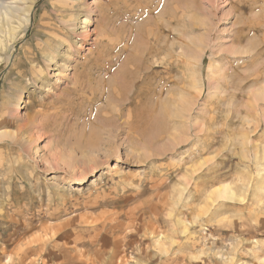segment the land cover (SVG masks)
Listing matches in <instances>:
<instances>
[{
	"label": "rangeland",
	"instance_id": "rangeland-1",
	"mask_svg": "<svg viewBox=\"0 0 264 264\" xmlns=\"http://www.w3.org/2000/svg\"><path fill=\"white\" fill-rule=\"evenodd\" d=\"M33 9L10 40L19 20L0 16V264H264V0ZM168 74L160 135L129 141L125 125L109 147L124 118L102 112Z\"/></svg>",
	"mask_w": 264,
	"mask_h": 264
},
{
	"label": "bare ground",
	"instance_id": "bare-ground-1",
	"mask_svg": "<svg viewBox=\"0 0 264 264\" xmlns=\"http://www.w3.org/2000/svg\"><path fill=\"white\" fill-rule=\"evenodd\" d=\"M62 1V0H61ZM35 2H36V0H27L25 3V6H23V7H20V6H17V5H12L13 3H17L16 1H9V3H4V2H2L1 0H0V16L2 15V20H4V22H3V24H7V22H9V20H10V18H14V17H16L19 21L17 22L19 25L18 26H14V25H10V27L8 28V31H7V34H4V35H7V39H9L10 40V38H14L15 36H16V33L20 30V29H24V28H26V25L27 24H29L30 23V21L32 20L31 19V13L33 12V7H34V4H35ZM57 4V3H56ZM59 6V5H58ZM57 15V14H56ZM164 15V14H163ZM179 15V14H178ZM74 16V15H73ZM68 17V16H67ZM4 18V19H3ZM15 18V19H16ZM51 18V17H50ZM60 18V17H59ZM69 19H71V18H69ZM73 19V18H72ZM71 19V20H72ZM13 20V19H12ZM48 20V19H47ZM66 20V19H65ZM45 22H47V21H45ZM85 22H88V18H84L83 19V23H85ZM41 24V23H40ZM48 24V23H47ZM9 25V24H8ZM56 25V24H55ZM86 25V24H85ZM64 26V25H63ZM70 26V25H69ZM59 27H60V25H59ZM86 27V26H85ZM158 27V26H157ZM54 28V27H53ZM70 28V27H69ZM3 29H5V28H3ZM19 29V30H18ZM44 29V28H43ZM2 30V29H1ZM60 30H62V29H60ZM63 30H66V29H63ZM50 31V30H49ZM138 31V30H137ZM23 32V31H22ZM65 32V31H64ZM6 33V32H5ZM20 33V32H19ZM56 33V32H55ZM24 33H22V35H23ZM51 35V34H50ZM5 39V38H4ZM59 39V38H58ZM159 40V39H158ZM38 42V41H37ZM55 42V41H54ZM62 42H63V40H62ZM192 42V41H191ZM10 43V42H9ZM56 43V42H55ZM54 43V44H55ZM156 43V42H155ZM153 46V45H152ZM183 48H184V43H183ZM156 47V46H155ZM188 48V47H187ZM146 49H148V48H146ZM156 49V48H155ZM159 49V48H158ZM149 50V49H148ZM161 51V50H160ZM145 52V51H144ZM149 52V51H148ZM151 52V51H150ZM146 53V52H145ZM183 53V52H182ZM142 54H144V53H142ZM155 54V53H154ZM160 54V53H159ZM185 53H183V55H184ZM188 54V53H187ZM149 55V54H148ZM157 55V54H156ZM189 55V54H188ZM26 56V55H25ZM141 56V55H140ZM150 56V55H149ZM151 56H153V55H151ZM144 57V56H143ZM166 57V56H165ZM164 57V59H167V58H165ZM184 57H186V56H184ZM183 57V58H184ZM137 58H139V57H137ZM145 58V57H144ZM170 58V57H169ZM189 58H191V57H189ZM188 58V56H187V59H189ZM130 59V58H129ZM133 59V58H132ZM146 59H148V58H146ZM138 60V59H137ZM140 60H142V59H140ZM172 60H175V59H173L172 58ZM135 61V60H134ZM134 61H132V62H134ZM144 61V60H143ZM159 61V60H158ZM162 61V60H161ZM182 61H183V59H182ZM192 61V60H191ZM33 62V61H32ZM129 62H130V60H129ZM137 62V61H136ZM139 62V61H138ZM147 62V61H146ZM163 62V61H162ZM171 62V61H170ZM160 63V62H159ZM168 63H169V60H168ZM172 64H173V62H171ZM181 63V62H180ZM33 64V63H32ZM35 64V63H34ZM129 64V63H128ZM149 64V63H148ZM170 64V63H169ZM168 64V65H169ZM175 64V66H177L176 65V63H174ZM185 64V63H184ZM16 65V64H15ZM19 65V64H18ZM135 65V64H134ZM144 65V64H143ZM160 65V64H159ZM181 65V64H180ZM146 66V65H145ZM144 66V67H145ZM33 67V66H32ZM128 67H129V65H128ZM131 67V66H130ZM143 67V66H142ZM180 67H182V66H180ZM184 67V66H183ZM34 68V67H33ZM140 68V67H139ZM162 68H164L165 70H166V72H168V73H170L171 71H170V68H171V65L170 66H168V67H166V65H163L162 66ZM161 68V69H162ZM179 68V67H178ZM24 69V68H23ZM131 70L133 69V68H130ZM142 69V68H141ZM151 70H153L154 69V67H151L150 68ZM173 69H175V68H173ZM13 70V69H12ZM16 70V69H15ZM14 70V71H15ZM19 70V69H18ZM129 71V72H132V71ZM159 69H157V71H158ZM176 70V69H175ZM35 71V70H34ZM139 71V70H138ZM142 71V70H141ZM146 71H147V69H146ZM154 71V70H153ZM16 72V71H15ZM128 72V73H129ZM149 72V71H148ZM152 72V71H151ZM181 72V71H180ZM33 73V72H32ZM126 73V72H125ZM135 73H136V69H135ZM150 73V72H149ZM148 73V74H149ZM155 73V72H154ZM153 73V74H154ZM157 73V72H156ZM158 73H160V72H158ZM165 73V72H164ZM164 73H162L163 75H164ZM173 73V72H172ZM19 74H20V72H19ZM134 74V73H133ZM132 74V75H133ZM139 74H144L143 72L142 73H139ZM145 74H147L146 72H145ZM175 74V73H174ZM31 75H33V74H31ZM131 75V76H132ZM150 75H151V73H150ZM162 75V76H163ZM169 75V74H168ZM167 75V76H168ZM173 75V74H172ZM83 76V75H82ZM87 76V75H86ZM129 76V75H128ZM140 76V75H139ZM138 76V77H139ZM153 76V75H152ZM151 76V77H152ZM171 75H169L168 77H165V78H159L158 76H156L155 75V77L153 76V78H152V81L151 82H147V80H146V82L144 83L143 81H141V80H136V81H134V83H133V92H132V94L130 95V101H133V103L135 104V101H138L139 99H140V97L142 98V97H146V98H143V99H145V102L144 103H142V101L140 102V104L137 106V105H135V106H137V107H132V105H122L121 103L120 104H116V105H113L112 107H113V109H110V110H108V111H103L102 112V114L103 115H109V116H117V117H122V118H124V123H123V121L122 122H119L117 125H116V127H115V129H113V130H111V132H107L108 133V135H111V136H109V137H107V142L109 141L110 143L109 144H107V145H109V147H113L112 146V142H113V140L112 139H114L113 137H116V136H118V135H121V134H123L124 132H125V130H124V127H125V125H126V127H127V134H126V139L127 140H129V138H130V136L132 137L133 136V138L134 139H136L135 141H137V140H140V143H142V144H145V143H147V141L148 140H152L153 138H156L158 135H160V132L159 133H152L153 132V129H151V126H154V125H158V124H161V123H163V120L166 118V117H168V116H170V115H175L176 114V110L174 109V107H173V97H174V94H173V88L171 89V88H169V87H167L166 85H167V83H169V82H171V80H170V77ZM174 76V75H173ZM33 77V76H32ZM135 77V76H134ZM138 77H137V79H138ZM142 77V76H141ZM141 77H140V79H141ZM147 77V76H146ZM87 78V77H86ZM127 78H129V77H127ZM143 79H144V77H142ZM155 78V79H154ZM81 79V78H80ZM79 79V80H80ZM131 79V78H130ZM134 79V78H133ZM133 79H132V81H133ZM136 79V78H135ZM125 80V78H124V76L122 77V73H119V74H117V76L115 77V78H113V80H112V82L110 81H108L109 83L107 84V85H103L102 86V88H101V92H100V94L101 95H103L105 92H107V91H111V92H114V93H116V89L118 88V89H120V87H122V81H124ZM128 80V79H127ZM87 81V80H86ZM129 81V80H128ZM84 83V82H83ZM91 83V82H90ZM101 83V82H100ZM163 83H165L166 85L165 86H163ZM173 83V82H172ZM173 84H178L177 82H174ZM98 85V84H97ZM127 85V84H126ZM131 85V84H130ZM180 85V84H179ZM81 86V85H80ZM171 87V86H170ZM128 87H125V89H127ZM81 89V88H80ZM124 89V90H125ZM129 89V88H128ZM127 89V90H128ZM181 89V88H180ZM179 89V90H180ZM185 89V88H184ZM131 90H132V88H131ZM173 90V91H172ZM178 90V91H179ZM77 91V90H76ZM120 91V90H119ZM122 91V90H121ZM184 91V90H183ZM189 91V90H188ZM70 92V91H69ZM83 92H84V90H83ZM123 92V91H122ZM180 92V91H179ZM185 92V91H184ZM19 96H18V100H20L23 96H24V90L23 89H20L19 90ZM74 93V92H73ZM76 93V92H75ZM80 92L78 91V94H79ZM85 93V92H84ZM124 93V92H123ZM128 93V92H127ZM131 93V92H130ZM201 93V92H200ZM81 94H82V92H81ZM192 94V93H191ZM100 95V96H101ZM127 95V94H126ZM84 96V95H83ZM189 96V95H188ZM164 97V99H163V101H159V99L160 98H163ZM24 98V97H23ZM182 98V97H181ZM185 98V97H184ZM71 99V98H70ZM180 99H178V101H179ZM144 101V100H143ZM158 101V102H157ZM138 102V103H139ZM177 104V103H176ZM186 105H187V103H185ZM110 108V107H109ZM108 108V109H109ZM179 108V107H178ZM181 108V107H180ZM184 109V108H183ZM107 110V109H106ZM178 110V109H177ZM121 118V119H122ZM124 126H123V125ZM141 125H143V127H141ZM112 126V125H111ZM148 126V127H147ZM147 127V128H146ZM119 129V130H118ZM118 132H117V131ZM155 131V130H154ZM161 131V130H160ZM1 133V132H0ZM4 133V132H3ZM7 134H9V133H7ZM12 134V133H11ZM4 136V135H3ZM11 137V136H10ZM110 137H112V138H110ZM133 139V140H134ZM130 141V140H129ZM138 142V141H137ZM129 143H131V142H129ZM148 144V143H147ZM136 148V147H135ZM134 151V150H133ZM134 153L136 154V152L134 151ZM95 155V154H94ZM130 155V154H129ZM72 168V167H71ZM74 168V167H73ZM71 170V169H70ZM76 170V169H75ZM78 172V171H77ZM81 172H82V170L79 172V174L81 175ZM221 188H223V190L222 189H216L217 191H221L222 190V192L223 193H226L227 194V192L228 191H231L230 189H229V186H222ZM219 192H217V193H219ZM234 192V191H233ZM233 192H231V193H233ZM221 193V192H220ZM219 193V194H220ZM219 194H217V195H219ZM215 195H216V193H215ZM216 195V196H217ZM221 196V195H220ZM225 196H227V195H225ZM236 196V195H235ZM228 197V196H227ZM230 197H232L231 199H233L234 197L233 196H230ZM216 198V197H215Z\"/></svg>",
	"mask_w": 264,
	"mask_h": 264
}]
</instances>
